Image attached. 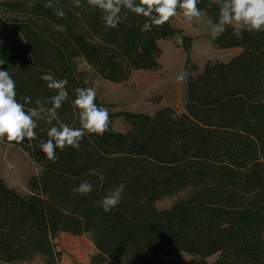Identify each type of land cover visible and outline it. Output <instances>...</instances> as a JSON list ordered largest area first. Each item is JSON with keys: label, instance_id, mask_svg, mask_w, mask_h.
I'll return each mask as SVG.
<instances>
[{"label": "trees", "instance_id": "trees-1", "mask_svg": "<svg viewBox=\"0 0 264 264\" xmlns=\"http://www.w3.org/2000/svg\"><path fill=\"white\" fill-rule=\"evenodd\" d=\"M47 2L0 3V70L16 81L18 100L32 98L26 108L56 94L41 76L67 79L68 99L55 126H80L74 89L89 83L78 61L103 80L123 84L134 72L158 71L160 42L179 34L169 22L142 32L145 18L130 11L116 28H105L100 10L86 0L79 8L58 0L55 7L66 13L58 18ZM207 4L200 0L198 7L218 18V7ZM53 24L66 30L55 31ZM237 30L228 27L213 39L219 50H242L228 63L209 61L200 71L187 61L183 113L170 107L152 116L109 113L107 132L86 133L79 149H57L55 163L39 148L47 139L40 129L50 127L45 120L38 121L34 140L2 141L21 148L41 173L28 181L27 196L0 180V264H27L38 256L59 264L62 233L91 236L97 252L91 264H167L162 256L179 253L191 257L184 264H264V32L238 38ZM183 40L188 51L192 39ZM118 118L123 133L111 128ZM85 180L94 185L92 193L74 194ZM120 184V204L105 213L94 201ZM188 189L193 194L186 201L156 208Z\"/></svg>", "mask_w": 264, "mask_h": 264}, {"label": "clouds", "instance_id": "clouds-1", "mask_svg": "<svg viewBox=\"0 0 264 264\" xmlns=\"http://www.w3.org/2000/svg\"><path fill=\"white\" fill-rule=\"evenodd\" d=\"M58 0H48L46 8H54L58 18H65L62 8H56ZM87 5L99 9L105 28L113 29L127 19L130 11L142 16L145 21L142 32H151L153 27L163 26L172 18L182 14L188 22L198 23L205 31H209L213 39L223 34L228 27L238 29L235 35L243 38L244 31L249 33L264 32V0H208L207 7L213 5L219 9L218 18L213 19L202 11L198 5L200 0H86ZM74 7H82V0H73ZM127 10V11H125ZM53 29L64 32L63 25L53 24ZM5 61L0 59V65ZM41 79L46 82L48 89L56 90V94L47 99H37L36 106L26 108L31 102L30 96L17 99L16 81L8 70H0V142L22 143L26 139L37 138L38 121L45 120L50 127L46 131V140H42L39 148L49 161L55 163L58 159L57 149L63 151L66 147L79 149L80 141L85 134L103 135L109 130L110 114L105 107L97 106L96 91L91 87L74 89L75 99L72 100L74 112H78L79 127L61 123L53 125L58 118V109L68 99L67 79H57L53 74H45ZM188 79V71L182 69L176 76L177 82L183 83ZM21 100L23 102H21ZM47 105H51L50 107ZM125 185L120 184L109 189L100 200L94 201L97 207L105 213L116 208L122 199ZM94 185L88 181L81 182L73 188L76 195H90Z\"/></svg>", "mask_w": 264, "mask_h": 264}, {"label": "rangeland", "instance_id": "rangeland-1", "mask_svg": "<svg viewBox=\"0 0 264 264\" xmlns=\"http://www.w3.org/2000/svg\"><path fill=\"white\" fill-rule=\"evenodd\" d=\"M5 1L9 0H0V3ZM169 23L179 34L169 41L160 42L162 55L159 59L160 69L156 72H134L127 82L114 85L95 75L81 61L77 62L78 70L87 73L89 87L95 89L96 99L109 113L130 112L152 116L164 97L174 100L173 103L178 106L183 105L185 108L186 81L177 82L176 76L185 68L188 60H190L189 67L194 65L201 71L209 61L228 63L242 52L241 49H217L209 31H205L196 22H188L182 15L172 18ZM184 37L192 39L188 51L183 47ZM111 128L117 133L126 131L121 118L112 121ZM40 173L41 168L21 148L0 142V180L4 185L27 196L28 181ZM192 194L193 191L190 189L182 191L163 199L156 204V208L160 211L169 210L176 203L186 201ZM62 234H59L56 240L58 251L62 253L59 264H91L92 258L97 253L91 236L72 237ZM161 258L167 264H184L191 260V257L185 253ZM130 261L109 264H130ZM213 261L214 258L210 260ZM27 264H46V261L38 256Z\"/></svg>", "mask_w": 264, "mask_h": 264}, {"label": "crops", "instance_id": "crops-1", "mask_svg": "<svg viewBox=\"0 0 264 264\" xmlns=\"http://www.w3.org/2000/svg\"><path fill=\"white\" fill-rule=\"evenodd\" d=\"M173 102H174V100L167 98V97H164V99L162 100L160 105L155 108L154 113L157 112L158 110L162 109V108H165V107L174 108L178 112L183 113L185 110L184 106L183 105L178 106L177 104H175ZM62 235H64V233Z\"/></svg>", "mask_w": 264, "mask_h": 264}]
</instances>
